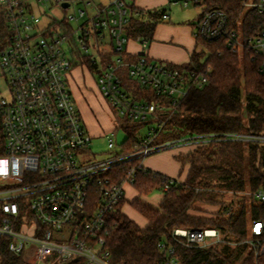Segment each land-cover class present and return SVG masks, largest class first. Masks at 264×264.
<instances>
[{
  "label": "built area",
  "instance_id": "1",
  "mask_svg": "<svg viewBox=\"0 0 264 264\" xmlns=\"http://www.w3.org/2000/svg\"><path fill=\"white\" fill-rule=\"evenodd\" d=\"M61 10L81 3L77 14H48L45 4ZM67 3L66 8L62 7ZM170 4L201 7L192 27L197 42H222L232 54L256 63L264 73V0H241V13L231 19L227 9L209 7L206 0H174ZM134 0H0V14L9 30L7 47L0 53V128L4 138L0 156V239L21 255L26 264H62L83 260L87 264H112L105 247L108 220L125 196L133 174L144 168L148 157L166 150L208 147L213 143H263L264 135L245 133L189 134L161 140L175 108L192 88L202 89L212 74L209 65L188 69L151 59L146 37H130ZM258 17L252 26L251 15ZM137 15V14H136ZM85 22L80 23L81 19ZM168 19L167 11L160 22ZM250 19V20H249ZM95 52L89 56L97 74V87L117 118L143 124L137 133L138 147L104 162L82 160L92 137L71 95L68 79L72 70L73 45ZM59 24V25H58ZM253 28V29H252ZM107 38V40H106ZM92 42L90 44L89 42ZM130 41L141 52L127 53ZM104 48V55L99 50ZM111 58V59H109ZM141 93H134V86ZM156 100L148 101L147 97ZM117 123V121H116ZM118 128L127 134L120 124ZM145 129V133L141 130ZM110 133L108 149L114 148ZM128 135V134H127ZM126 135V138H127ZM135 160L125 180L116 184L105 173L113 166ZM166 185L162 192L168 191ZM254 197L264 202V193ZM251 238L245 241L255 257L264 254V220H254ZM225 240L219 230L176 228L162 239L158 251L163 264H180L178 248L200 249Z\"/></svg>",
  "mask_w": 264,
  "mask_h": 264
},
{
  "label": "trees",
  "instance_id": "2",
  "mask_svg": "<svg viewBox=\"0 0 264 264\" xmlns=\"http://www.w3.org/2000/svg\"><path fill=\"white\" fill-rule=\"evenodd\" d=\"M206 1L209 7L227 9L231 19H236L241 13V0ZM133 10L137 15H133L127 34L130 37H146L150 43L165 9ZM250 18L253 28L257 27L258 17L252 14ZM59 26L67 28L68 25ZM68 28L65 36L73 45L72 70L81 68L94 74L89 56L81 54L71 28ZM9 37L6 20L0 14V53L7 47ZM197 46H201L202 51L193 52L189 62L179 67H201L200 59L207 52L208 58L204 65L211 67L212 74L202 89L192 88L175 108L161 140L204 133L264 135V73L257 72L256 63L249 56L232 54L222 42L197 41ZM99 54L105 56L101 51ZM133 86L134 93L140 94L141 91ZM147 100L156 99L147 97ZM112 115L121 125L119 127L128 134L122 144L123 151L135 150L138 147L137 133L143 124L119 119L114 113ZM3 148L4 138L0 128V156L3 155ZM184 149L186 153L176 156L183 166H187V173L181 182L145 168L137 169L133 174L130 186L137 197L130 202V206L146 224L141 227L122 213L124 196L110 215L107 225L105 247L110 253L112 264H163L164 256L158 251L157 244L169 238L173 229L202 230L205 227L219 230L225 240L234 244H218L200 249L178 248L180 264H264V254L255 257L245 243L252 237V221L264 220V202L254 197L258 191L264 193V144L229 141ZM135 166L136 161L129 160L113 166L105 175L120 184ZM166 185L169 190L163 192L157 207L140 200L141 196L162 192ZM246 185L251 193L249 206L245 202L236 206H222L218 211L220 215L209 220L188 214L194 199L206 195L213 199L214 194L205 192L211 187L237 193L243 192ZM200 189L206 190L200 192ZM8 244L7 237L0 239V264H26L21 255H14L9 250ZM62 264L87 263L74 260Z\"/></svg>",
  "mask_w": 264,
  "mask_h": 264
},
{
  "label": "rangeland",
  "instance_id": "3",
  "mask_svg": "<svg viewBox=\"0 0 264 264\" xmlns=\"http://www.w3.org/2000/svg\"><path fill=\"white\" fill-rule=\"evenodd\" d=\"M75 1V0H70ZM174 1V0H170ZM46 12L48 14H55L58 12H62L65 16H68L70 14H77L78 16V9L83 8L87 10L81 3H72L71 7L67 10H61L59 7L54 5V3L49 2L45 4L44 6ZM161 9V8H160ZM159 10V9H158ZM166 10L168 13H170L171 21L177 25H190L192 28L194 23L197 20V16L201 12V7L199 6H193L189 4L187 7H182L181 5H174L170 4L166 7ZM88 11V10H87ZM157 11V10H156ZM86 18L81 19L80 23L85 22ZM68 26L71 27L73 30L77 28V23L75 20H72L68 23ZM107 40V38H106ZM92 44V42H89ZM81 54L85 55L88 54L89 56L94 55L95 52L93 49L88 48H82L78 46ZM102 53H104V48L100 47V50ZM197 51H202V47L198 46ZM208 53L205 52L204 55H202L200 59V63L204 65L207 61ZM111 59V58H109ZM74 75V84L73 87H70L72 98L75 102V105L80 107V100L78 102V98L82 99V103L85 104L86 110H87V118L85 117V121L87 123L91 124V126L94 129V136L93 139L90 142V145L88 147V150L86 153L82 152V160H85L89 163H98V162H104L109 159H112L115 154H117L120 150V144L126 139L125 132H122V129H118L115 131V135L111 137L114 148L109 150L108 149V140L110 139V134L103 133L99 135L100 128H108L109 122H114V120L111 119V115L109 113L108 104L106 100L97 93L96 88V82H97V74L94 73L92 75H88L86 70H83V72H80L79 70H75L73 72ZM76 100V101H75ZM79 109V108H78ZM114 126H117V123L114 122ZM110 127V126H109ZM105 132V131H104ZM141 133H145V129L141 130ZM171 150H166L163 152H169ZM162 153V152H161ZM152 156H157L152 155ZM151 157V156H150ZM149 158V157H148ZM206 189H200V192L204 191ZM207 194H214L215 196L213 199L211 197L206 196H199L198 198L194 199L193 202H191L188 214L200 217L203 219H213L220 215L219 209L222 206H228L233 205L236 206L237 204H241L242 202H245L247 206H249V202L251 201V193L249 191V187L246 185V189L243 192H227L223 189L219 188H210L206 190ZM157 192H153L155 194ZM130 194H127L129 197ZM210 228V227H205ZM203 228V229H205ZM176 229V228H175ZM174 230V229H173ZM232 245V244H231Z\"/></svg>",
  "mask_w": 264,
  "mask_h": 264
},
{
  "label": "crops",
  "instance_id": "4",
  "mask_svg": "<svg viewBox=\"0 0 264 264\" xmlns=\"http://www.w3.org/2000/svg\"><path fill=\"white\" fill-rule=\"evenodd\" d=\"M110 1L111 0H97V2L102 5L107 4ZM134 5L136 8L144 11H155L158 9L160 10V8L167 11L166 7L170 5V0H134ZM197 47V42L192 37V28L190 27V25H177L173 23L171 21L170 13H168V19L166 21L160 22L156 26L152 41L148 45L147 53L148 56L153 60L164 62L171 66H183L189 62L192 53L197 51ZM127 52V54L133 58L141 52V49L139 48L137 43H135L134 41H130L127 45ZM75 70L83 72V69L81 68H75L72 70L68 80L70 87H73L74 84L73 72ZM87 74L89 75L90 73L87 72ZM95 85L96 86L94 87L96 88L97 93L101 95L97 84ZM79 100L80 107L78 108L80 114L93 139L94 129L91 124L87 123V121H85L84 119L87 116L86 106L84 103H82L81 98H78V102ZM109 113L111 115V119L116 122L110 110ZM114 122H109L110 127L108 126V128L106 129L101 127L99 135L107 132L110 134L111 132L116 131L118 126H114ZM186 152L187 151L185 149H179L156 154L157 156H151L145 159L144 168L175 179L177 180V182H181L183 181L187 173V166H183L176 159V156H179V154ZM127 194H130L129 197L127 196ZM163 195V192L159 191L155 194L151 193L147 196H141L140 200H142L149 206L157 207L162 200ZM136 197L137 193L135 192V190L130 185H126L125 199L124 204L121 207V211L129 219L133 220L136 224L143 227L146 224L145 220L130 206V202L133 201Z\"/></svg>",
  "mask_w": 264,
  "mask_h": 264
},
{
  "label": "water",
  "instance_id": "5",
  "mask_svg": "<svg viewBox=\"0 0 264 264\" xmlns=\"http://www.w3.org/2000/svg\"><path fill=\"white\" fill-rule=\"evenodd\" d=\"M67 6H68L67 3H63V4H62V7H63V8H66Z\"/></svg>",
  "mask_w": 264,
  "mask_h": 264
}]
</instances>
